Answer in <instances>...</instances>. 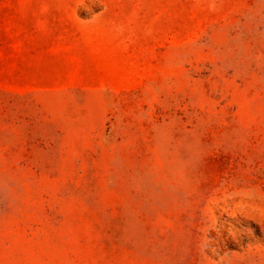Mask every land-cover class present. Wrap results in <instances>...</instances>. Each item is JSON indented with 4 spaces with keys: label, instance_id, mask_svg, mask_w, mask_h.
<instances>
[{
    "label": "rangeland",
    "instance_id": "rangeland-1",
    "mask_svg": "<svg viewBox=\"0 0 264 264\" xmlns=\"http://www.w3.org/2000/svg\"><path fill=\"white\" fill-rule=\"evenodd\" d=\"M0 264H264V0H0Z\"/></svg>",
    "mask_w": 264,
    "mask_h": 264
}]
</instances>
